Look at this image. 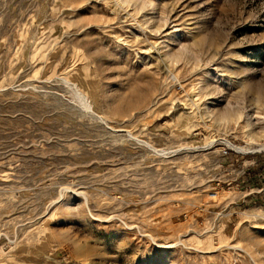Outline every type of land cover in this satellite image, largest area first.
Listing matches in <instances>:
<instances>
[{
	"label": "rangeland",
	"instance_id": "obj_1",
	"mask_svg": "<svg viewBox=\"0 0 264 264\" xmlns=\"http://www.w3.org/2000/svg\"><path fill=\"white\" fill-rule=\"evenodd\" d=\"M0 264H264V0H0Z\"/></svg>",
	"mask_w": 264,
	"mask_h": 264
}]
</instances>
